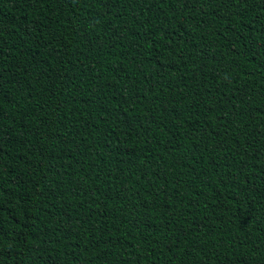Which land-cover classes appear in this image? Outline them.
I'll list each match as a JSON object with an SVG mask.
<instances>
[{"label": "trees", "instance_id": "1", "mask_svg": "<svg viewBox=\"0 0 264 264\" xmlns=\"http://www.w3.org/2000/svg\"><path fill=\"white\" fill-rule=\"evenodd\" d=\"M0 264H264V0H0Z\"/></svg>", "mask_w": 264, "mask_h": 264}]
</instances>
